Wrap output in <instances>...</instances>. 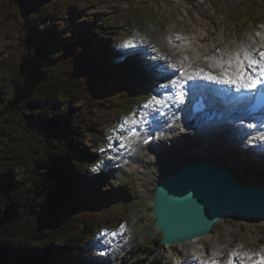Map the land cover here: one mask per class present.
<instances>
[{
    "label": "trees",
    "instance_id": "16d2710c",
    "mask_svg": "<svg viewBox=\"0 0 264 264\" xmlns=\"http://www.w3.org/2000/svg\"><path fill=\"white\" fill-rule=\"evenodd\" d=\"M5 1L10 43L0 41V84H8V93H0V101L7 104L21 86L19 56L29 49L43 51L48 77L13 114L0 118L3 155L17 153L0 180L13 181L10 194L0 197V264H92L87 249L94 233L122 221L95 208L113 190L102 180L90 183L89 176L98 175L90 173L99 165L95 146L109 127V109L133 92L115 75L118 47L100 31L103 22L85 20L69 34L46 22L60 13L79 16L95 0ZM58 97L66 101L54 104ZM96 119L102 123L92 127ZM27 132L33 141L24 138Z\"/></svg>",
    "mask_w": 264,
    "mask_h": 264
},
{
    "label": "rangeland",
    "instance_id": "374dc122",
    "mask_svg": "<svg viewBox=\"0 0 264 264\" xmlns=\"http://www.w3.org/2000/svg\"><path fill=\"white\" fill-rule=\"evenodd\" d=\"M80 10L79 16L72 17L69 13H60L54 15L53 18L47 16L45 19L46 22H51L57 31L64 34H69L75 27L81 26L85 20L95 24L103 22L104 26L100 31L106 39H111L110 45L118 47L113 54L117 59L116 62L120 64L115 75L118 78H124L133 92L132 96L123 98L117 105L109 109L110 118H107L106 121L109 129L107 135L105 134V139L103 138L101 143H98V147L95 146V152L104 150L110 143V139H108L110 136L121 134L125 127L131 125L124 124L126 118L134 115L138 123L143 115L154 111L158 106L155 103L149 108H144V105L153 98L162 102L163 95L170 88L169 84L162 85L161 87L166 86L163 90H160V87L156 89L155 86H152L153 80L162 81L160 75L149 73L148 68L144 67L143 69L144 64L138 66L137 70L139 62L136 59L126 62L122 55L125 51L139 48L134 51L143 52L141 49L145 48L147 43H152L160 46V50L170 56V51L173 53L176 49L179 50V41L183 37L185 42L192 43V47L186 46L184 50L190 61L195 63L203 59L207 66L212 67L213 58L217 59L220 56L218 51L230 54L232 51L238 50L245 55L253 48H258V52H260L264 47L262 39L264 38V0H95L91 5ZM9 13V2L0 0V41L4 42L6 47L10 43V34L3 18ZM161 42H166V46ZM193 54L198 56L197 61L192 60ZM148 56L147 53L144 54L146 59ZM180 62L186 63L187 60L181 58ZM204 70L207 69L204 68ZM207 72L211 74L212 71L207 70ZM201 74L202 72H199V75ZM0 93L2 95L8 93V84H0ZM1 101L0 109L6 104ZM65 101L64 97H58L53 103L58 104ZM56 107L57 105L54 108ZM17 120L23 125L22 117L17 115ZM26 120L28 119L26 118ZM101 121L96 119L91 123V126L99 127L98 122ZM168 137L169 135L165 138ZM173 137L180 141L178 143H183L187 155L190 153L206 154L212 147V150L220 151L228 155V158H245L249 163L257 161L253 151L246 150L241 154V148L233 144L232 140H229L230 142H225L223 139L218 142L212 140L213 146L209 142L205 144L204 141L198 139L200 137H178L172 134L167 141L162 143H169ZM24 138L29 142L34 140L29 132L25 133ZM27 141L24 147H28ZM103 144L105 147H102ZM77 145L79 149L83 148L81 145ZM156 146L153 144L136 154L130 166L136 163L137 167L141 165L142 169H145L153 165L157 158L154 152ZM6 147L7 142L0 137V180L5 176L4 173L9 166L10 158L17 154L14 152L9 157L4 156L3 151ZM251 159L253 161H250ZM261 159L263 162L259 161L264 165V158ZM115 167L118 170H114L109 165L104 168L106 170L104 171L98 165L96 169L100 172H97L98 175L95 177L89 176V180L92 184H97L102 180L107 186L112 187L113 190L107 197L96 202L95 208L102 210L110 217L117 218L118 216L117 221L119 219L123 221L119 225L123 226L124 232L129 236L124 239L118 250H108V252L102 250L100 253V247H98L100 241L97 238L100 233L110 227L100 229L92 236L87 249L92 252L90 262L92 264H161L160 260L163 261L164 256L172 258L171 252L163 253V245L160 243L161 235L157 231L155 220L151 215V199L140 196L137 190V181L156 179L154 171L150 170L152 178L148 179L149 174L140 171V168H134V170L131 168V171L124 172L119 166ZM255 167L251 164V172H244L243 176L235 177L237 182L241 185L264 184V175L258 172L254 173L256 172ZM90 173L93 175L94 172L91 170ZM245 221L235 218L227 220V225L230 227L237 226L236 230L232 232L230 243H225V235L219 230L213 234L214 236L209 241L202 242L200 244L202 251L198 250L201 251V261L211 264L212 260H216L218 264H225L232 251L250 254L264 253V222L248 223L251 225L249 233L253 238V241L249 242L245 238L247 227ZM156 251L158 253L151 257ZM175 251H180L184 255L195 252L192 249H175L174 255ZM259 259L260 257L253 256L254 261ZM89 260L86 259V261ZM235 264H240L239 258H235Z\"/></svg>",
    "mask_w": 264,
    "mask_h": 264
},
{
    "label": "water",
    "instance_id": "95a60500",
    "mask_svg": "<svg viewBox=\"0 0 264 264\" xmlns=\"http://www.w3.org/2000/svg\"><path fill=\"white\" fill-rule=\"evenodd\" d=\"M43 51L19 56L21 86L0 109V118L13 114L48 77ZM13 181H0V197L10 194ZM151 215L163 246L183 245L212 233L230 218L264 222V184H239L233 174L205 161L186 164L156 184ZM154 252L151 257L156 255Z\"/></svg>",
    "mask_w": 264,
    "mask_h": 264
},
{
    "label": "bare ground",
    "instance_id": "6f19581e",
    "mask_svg": "<svg viewBox=\"0 0 264 264\" xmlns=\"http://www.w3.org/2000/svg\"><path fill=\"white\" fill-rule=\"evenodd\" d=\"M264 45V44H263ZM254 46V45H253ZM257 47V46H255ZM252 48V47H251ZM132 53V55H138L139 52L134 51ZM140 54H142L144 56L145 52H140ZM198 57V56H196ZM130 61V60H129ZM207 90L208 92H211L213 90L212 86H208L207 85ZM222 118V117H221ZM223 123V121H222ZM206 124V123H205ZM209 125H211L209 123ZM213 128V127H211ZM228 134V133H227ZM226 135V133H225ZM228 140H231L230 136L226 135ZM235 142V140H232ZM180 141H178L177 138H172V141H170L169 143H161L160 145H157L154 149L155 155H156V160L155 163L151 166H149L148 168L142 169V166H138L137 164L134 163L133 166H130V170L131 168L137 169L140 168V171H144V173H148L149 175L147 176L148 179L152 178V171L153 170L155 173V180H143V181H137V190L140 196L142 197H147L149 199H151L154 188L157 184V182L164 176L175 172L176 170H178L179 168H181L182 166L192 163V162H196V161H205L211 165H215L218 166L222 169L228 170L230 171L234 178H238L240 176H243L244 172H251L250 166L251 164H253L254 166H256V172L254 173H260L262 175H264V165H262V157L260 158H256L257 161L254 163H249L245 160V158H228V155H225L224 153L220 152V151H214L212 150V147H210V150L208 152H206V154L204 153H194V154H186V150L183 148V143H178ZM187 144V143H186ZM177 145V146H176ZM185 145V144H184ZM214 146V145H213ZM187 147V145H186ZM216 149V148H215ZM219 150V148H218ZM253 153L255 154L254 150ZM248 152H250V150H248ZM251 158V157H250ZM262 162H260V161ZM250 161H253L252 159ZM139 171V172H140ZM134 172V171H133ZM236 180V179H235ZM237 181V180H236ZM247 223V227H246V231H245V238L246 241H253L252 236L250 235V230H251V225L248 223L254 222V221H245ZM237 226H233L230 227L229 225H227V220L226 221H222L217 223L211 234L198 238L196 240H193L191 242H187L183 245H171V246H163V253H165L166 251L171 252L172 256H174V250L175 249H180V250H187V249H192V251H198L200 250L199 247H201V243L202 242H206L209 241L214 235V233L219 230L222 233H224L225 235V243H230L231 237H232V232H234L236 230ZM218 231V232H219ZM194 253V252H193ZM174 258V257H172Z\"/></svg>",
    "mask_w": 264,
    "mask_h": 264
},
{
    "label": "snow or ice",
    "instance_id": "6c2138e0",
    "mask_svg": "<svg viewBox=\"0 0 264 264\" xmlns=\"http://www.w3.org/2000/svg\"><path fill=\"white\" fill-rule=\"evenodd\" d=\"M259 56L261 58L260 60L254 58L251 54H246L243 59H240V57L237 56L235 62L229 60L227 62L229 69H233V64L235 63V79L230 78L229 72L224 71L223 69L221 70V76L224 77V79L217 80L216 77L211 75H206L205 78L209 80H217L218 83L227 85L238 84L245 90L251 91L257 87L258 83L264 82V52H260ZM246 68L251 69L255 75L246 71ZM154 103L156 105H161V101L155 100L153 98L144 105V108H149ZM124 124L135 125L137 124V120L135 119L134 115L129 116L125 119ZM253 256L260 257L259 261H254ZM235 258H239L240 264H264V253L250 254L247 252L238 253L235 251L229 253L225 264H235ZM201 264H207V262L201 261ZM211 264H218V262L216 260H212Z\"/></svg>",
    "mask_w": 264,
    "mask_h": 264
}]
</instances>
